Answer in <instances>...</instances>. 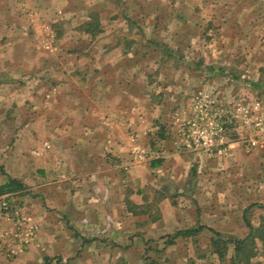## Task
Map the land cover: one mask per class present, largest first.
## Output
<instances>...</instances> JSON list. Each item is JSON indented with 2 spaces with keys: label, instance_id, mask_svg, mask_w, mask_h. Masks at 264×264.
Here are the masks:
<instances>
[{
  "label": "rangeland",
  "instance_id": "rangeland-1",
  "mask_svg": "<svg viewBox=\"0 0 264 264\" xmlns=\"http://www.w3.org/2000/svg\"><path fill=\"white\" fill-rule=\"evenodd\" d=\"M75 1L72 10L76 13L80 12L78 10L91 11L88 17L97 13L101 32L95 37L89 36L79 29L81 24L77 26L82 18L74 17L71 21L63 17L53 23L59 25L49 33L47 25L43 26L49 24L48 13L36 18L39 25L27 40L39 46L37 55L52 65L39 72L38 83L25 85L22 89L27 92L10 100L11 112L6 113L5 108L0 112V163H3L9 136L19 138L18 133L22 132L18 126L25 122L29 128L24 138L27 142L30 139V144L22 145V150L32 146L35 140L32 124H44L47 128L69 121L74 124L96 119L108 128L119 126V105L128 107L133 100L128 95L131 91L119 97L121 90L128 92L129 85H133L123 80L125 70L128 81L131 72L139 79L146 75L150 106L169 102L170 106H165L169 110L174 107L171 114L179 106L183 110L189 109L188 113L174 115L178 147L187 155L184 162L180 159L176 166L187 179L178 181L172 177L174 174L160 179L174 203L186 208L179 215L193 221L196 218L193 208L203 204L207 211L202 218L204 221H219V228L224 233H228L230 227L247 231L241 219L243 208L253 203L264 204V93L261 88L251 85L260 78L264 67V0ZM31 23L34 24L32 20ZM48 44L64 48L53 51ZM164 47L170 52H165ZM16 55H12L13 58H18ZM129 57L140 60V70L132 69ZM123 60L126 64H122ZM2 61L5 64L6 59ZM119 64L123 69L120 73ZM209 65L223 67L224 73L207 69ZM59 90L64 91L65 96ZM201 97L207 102V116L224 125L220 152L215 148L192 149L185 144L184 125L199 114L195 104ZM71 107H85L89 110L88 116L83 118L77 111L71 116L68 112ZM62 108L65 110L60 112ZM155 119V125L162 120L160 117ZM11 125L17 129L10 131ZM160 128L157 129L160 131ZM158 130L157 137L162 138ZM7 132H11L10 135ZM2 167L1 164V172ZM29 178L36 181L34 177ZM177 187L189 194L176 195ZM0 211L13 216L19 213L14 205L5 210L0 204ZM174 215L172 213L171 217L177 218ZM247 215L256 224L264 215V208L252 206ZM166 219L171 225V218L167 216ZM158 221L141 220L127 228H133L139 235L149 231L153 234L162 229L151 226ZM204 235L207 234L203 232L199 239L206 237ZM196 245L190 241L181 249L182 253L190 254L186 260L177 258L175 262L168 260L165 263L195 264L200 250ZM204 245L202 243V247ZM207 252L204 264L211 263V252ZM259 256L252 264L261 261ZM190 258L195 260L190 261ZM200 261L198 259L196 264H201ZM148 262L147 259L145 264Z\"/></svg>",
  "mask_w": 264,
  "mask_h": 264
},
{
  "label": "crops",
  "instance_id": "crops-1",
  "mask_svg": "<svg viewBox=\"0 0 264 264\" xmlns=\"http://www.w3.org/2000/svg\"><path fill=\"white\" fill-rule=\"evenodd\" d=\"M92 1L95 0H86L87 3ZM102 1L106 3L107 0ZM75 2L0 0V66L3 64L0 71V112L3 108L6 113L11 112V107H8L10 100L21 97L23 91L27 92L22 89L25 85L38 83L39 72L52 65L37 55L39 46L37 48L28 42L34 28L39 25L37 19L48 13L49 24L43 26L47 25L49 33H53L57 25L53 23L63 17L71 21L74 17L82 18L78 21L79 26L89 19L91 11L78 10L80 12L76 13L72 10ZM48 48L58 51L60 47L48 44ZM15 54L18 58H13ZM3 58L6 59L5 64ZM130 61L132 69L140 70V60L130 58ZM122 62L126 64L124 60ZM120 72L123 69L119 64ZM125 72L123 80L133 85H129L128 92L121 90L119 97L131 91L128 95L133 100L128 107L119 105V126L108 128L96 119H83L74 124L69 121L47 128L44 124H32L35 140L26 150L21 149L22 145L30 144V139L27 142L24 138L29 128L26 122L18 126L22 132L18 133L19 138L15 139L11 132H7L10 136L4 149L3 163H0L3 165L0 183L7 177H14L24 184V188L0 195L2 209L14 205L20 213V216L19 213L13 216L0 211V264H145L147 259L149 264H166L168 260L172 263L177 258H189L190 254L182 253L181 249L186 248L190 241L197 243L200 249L195 257L197 260L190 258V261L197 263L201 259V264H204L205 251L209 254L208 240L213 235L207 229L195 236H177L171 244H167V240L177 231L198 225L210 227L229 239L245 235L246 231L241 232L235 227L224 233L217 220L204 221L202 218L207 211L203 204L193 208L196 215L193 221L179 215L186 208L174 203L167 186L160 179L172 174L178 181L187 179V175L180 173L176 166L180 159L184 162L187 155L178 147V126L174 115L189 109L183 110L179 106L171 114L174 107L169 110L165 106L169 102L150 106L146 87L148 76L139 79L135 72H131L128 81ZM63 92L59 90L65 96ZM65 108L59 111L63 112ZM78 108L71 107L69 114L73 116L77 111L83 118L88 116V109ZM159 117L163 121L159 120L155 125L153 118L157 120ZM159 126L160 131L157 129ZM15 129L13 125L9 127L10 131ZM157 130L162 138L157 137ZM156 160L158 163L153 165ZM29 177L36 178V181ZM175 194L189 193L177 187ZM3 202H6V208ZM211 209L209 211L214 216ZM172 213L177 218L171 217ZM167 216L171 218V225H168ZM152 219L159 220L151 225L161 226L158 232L139 235L130 229L136 222L147 220L149 223ZM227 220L231 226L230 219ZM120 228L123 231H119ZM203 232L207 235L200 240ZM259 257L261 261L258 263L263 264L264 256ZM215 258L216 254L211 252L210 264L218 263Z\"/></svg>",
  "mask_w": 264,
  "mask_h": 264
},
{
  "label": "trees",
  "instance_id": "trees-1",
  "mask_svg": "<svg viewBox=\"0 0 264 264\" xmlns=\"http://www.w3.org/2000/svg\"><path fill=\"white\" fill-rule=\"evenodd\" d=\"M79 29L82 30L84 34L92 37L98 35L101 32V28L97 13H91L89 19L82 23L79 26ZM163 49L165 52H170L168 47H164ZM206 68L216 70L218 73H224L223 67L209 65ZM251 85L253 87L261 88L262 93H264V67L261 68L260 78L251 82ZM157 163L158 161L156 160L153 162V165H156ZM23 188L24 184L19 179L7 177L2 183H0V195L18 191ZM252 206L264 207V204L258 205L257 203H253L243 211L242 218L247 228L243 237L229 239L210 227L198 225L193 228L175 232V234L167 240V244L173 243L174 238L177 236H195L201 230L207 229L213 234L209 240V250L216 254L218 264H252V260L255 257L259 255L264 256V215H261L258 224L254 225L247 215V211H249ZM194 239L195 238H193V240Z\"/></svg>",
  "mask_w": 264,
  "mask_h": 264
},
{
  "label": "built area",
  "instance_id": "built-area-1",
  "mask_svg": "<svg viewBox=\"0 0 264 264\" xmlns=\"http://www.w3.org/2000/svg\"><path fill=\"white\" fill-rule=\"evenodd\" d=\"M199 114L186 121L183 129L186 146L192 149H212L221 151V134L224 132L223 123L207 116V102L199 98L195 104ZM221 142V143H220ZM2 205L6 208V202Z\"/></svg>",
  "mask_w": 264,
  "mask_h": 264
}]
</instances>
